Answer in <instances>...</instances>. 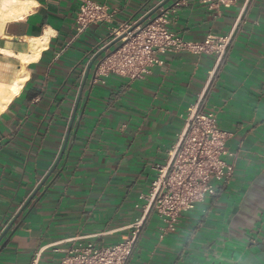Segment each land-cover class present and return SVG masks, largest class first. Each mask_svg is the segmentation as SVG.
<instances>
[{"label": "crops", "instance_id": "1", "mask_svg": "<svg viewBox=\"0 0 264 264\" xmlns=\"http://www.w3.org/2000/svg\"><path fill=\"white\" fill-rule=\"evenodd\" d=\"M21 1L25 13L0 28V233L60 160L0 241V264H27L37 253L38 264H58L73 241L107 246L129 233L142 215L154 166L177 142L214 58L164 53L142 77L99 75L105 53L89 64L108 29L166 0H91L117 13L80 33L75 20L83 0ZM235 24L203 102L229 134L233 175L184 213L173 233L161 236L150 212L127 264L264 261V0L219 9L184 0L169 28L200 40Z\"/></svg>", "mask_w": 264, "mask_h": 264}, {"label": "built area", "instance_id": "2", "mask_svg": "<svg viewBox=\"0 0 264 264\" xmlns=\"http://www.w3.org/2000/svg\"><path fill=\"white\" fill-rule=\"evenodd\" d=\"M248 1V0H246ZM211 9L230 8L237 0H203ZM184 4L175 0L170 7H161L144 23L146 15L135 17L108 29L102 49L117 38L119 42L105 52L97 63L96 73H112L134 79L160 65L158 56L164 53H189L214 58L202 92L186 113L177 142L167 152V159L154 166L155 176L144 196L142 215L128 227L129 233L112 245H98L83 238L64 249L58 264H127L133 255L148 214L160 221L161 236L173 233L184 213L194 211L207 197L215 196L227 185L234 172L228 159L235 155L225 144L229 134L222 131L212 112L203 109L205 92L211 87L233 41L236 24L226 34H208L200 40H189L174 34L170 17ZM116 10L91 0H83L76 15V30L83 32L90 25L108 23ZM100 48V49H101ZM40 253L27 264H38Z\"/></svg>", "mask_w": 264, "mask_h": 264}, {"label": "water", "instance_id": "3", "mask_svg": "<svg viewBox=\"0 0 264 264\" xmlns=\"http://www.w3.org/2000/svg\"><path fill=\"white\" fill-rule=\"evenodd\" d=\"M169 0L164 1L163 3H161L159 6H157L155 9H153L151 12H149L147 15H145L140 21L139 24L144 23L147 19H149L150 17L154 16V14L157 12V10L161 7H163ZM120 38H117L116 40H114L112 43H110L109 45H107L105 48H103L101 51H99L91 60L90 64H89V68L93 65V63L96 61V59L100 56H102L105 52L109 51L111 48H113L118 42H119ZM65 146L63 147L64 150ZM63 153V151H62ZM60 160V158H59ZM59 160L57 161L56 165L58 164ZM56 165L54 166V168L52 169V171L47 175V177L44 179V181L37 187V189L32 193V195L27 199V201L24 203V205L19 209V211L16 213V215L14 216V218L10 221V223L5 227V229L0 233V241L4 238V236L7 234V232L10 230V228L13 226V224L16 222V220L19 218V216L21 215V213L25 210V208L27 207V205L30 203V201L35 197V195L37 194V192L39 191V189L42 187V185L44 184V182L46 181V179L50 176V174L53 172V170L55 169ZM16 229H14L15 231ZM13 231V232H14ZM11 232L9 234V237L11 236V234L13 233ZM4 244H2L0 246V251L2 250ZM261 264H264V261L261 262Z\"/></svg>", "mask_w": 264, "mask_h": 264}, {"label": "bare ground", "instance_id": "4", "mask_svg": "<svg viewBox=\"0 0 264 264\" xmlns=\"http://www.w3.org/2000/svg\"><path fill=\"white\" fill-rule=\"evenodd\" d=\"M22 3L23 2L21 0H2V2L0 3V28L6 21L18 19L22 16L23 13H25V9L23 8ZM21 84L22 81H19L16 82L14 85H11L9 90L11 91V96L15 95L19 91V87ZM7 100L8 98L3 103H7ZM2 108H4V105L0 107V111L2 110Z\"/></svg>", "mask_w": 264, "mask_h": 264}, {"label": "rangeland", "instance_id": "5", "mask_svg": "<svg viewBox=\"0 0 264 264\" xmlns=\"http://www.w3.org/2000/svg\"><path fill=\"white\" fill-rule=\"evenodd\" d=\"M2 2V0H0V3Z\"/></svg>", "mask_w": 264, "mask_h": 264}]
</instances>
